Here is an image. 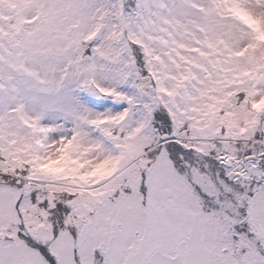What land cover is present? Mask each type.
I'll return each mask as SVG.
<instances>
[{
	"label": "snow or ice",
	"instance_id": "6c2138e0",
	"mask_svg": "<svg viewBox=\"0 0 264 264\" xmlns=\"http://www.w3.org/2000/svg\"><path fill=\"white\" fill-rule=\"evenodd\" d=\"M0 264H264V0H0Z\"/></svg>",
	"mask_w": 264,
	"mask_h": 264
}]
</instances>
